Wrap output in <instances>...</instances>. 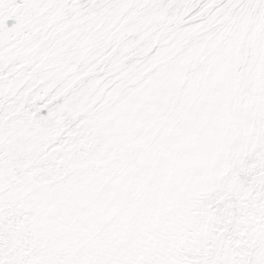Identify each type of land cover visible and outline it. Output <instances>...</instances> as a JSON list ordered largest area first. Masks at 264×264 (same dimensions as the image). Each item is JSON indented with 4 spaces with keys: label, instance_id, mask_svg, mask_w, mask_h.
<instances>
[{
    "label": "snow or ice",
    "instance_id": "obj_1",
    "mask_svg": "<svg viewBox=\"0 0 264 264\" xmlns=\"http://www.w3.org/2000/svg\"><path fill=\"white\" fill-rule=\"evenodd\" d=\"M0 264H264V0H0Z\"/></svg>",
    "mask_w": 264,
    "mask_h": 264
}]
</instances>
